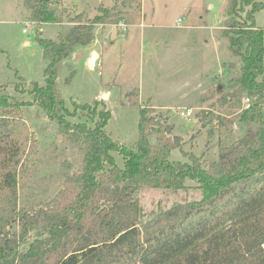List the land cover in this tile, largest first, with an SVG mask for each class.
<instances>
[{
    "label": "trees",
    "instance_id": "16d2710c",
    "mask_svg": "<svg viewBox=\"0 0 264 264\" xmlns=\"http://www.w3.org/2000/svg\"><path fill=\"white\" fill-rule=\"evenodd\" d=\"M23 1L35 23L61 22L59 1ZM263 8L264 1L227 0L222 32L241 67L225 98L246 96L251 103L239 117L245 134L221 144L217 160L207 166L194 154L190 161L171 160L180 138L167 135L160 123L156 127L147 106L140 109L139 139L125 146L106 130L112 113L104 99L74 102L71 111L58 95L60 63L94 40L96 27L113 18L112 8L101 6L89 20L78 14L57 40L39 36L48 61L45 84L33 82L30 93L60 130L80 143V168L65 176L54 207L33 215L14 203L0 214V264H264V27L255 19ZM134 92V105H140L139 90ZM26 104L0 96V197L15 200L28 169V137L19 129ZM78 108L88 112L79 115ZM78 115L87 120L70 119ZM188 181L197 183L200 199L143 218L136 197L143 185L184 190Z\"/></svg>",
    "mask_w": 264,
    "mask_h": 264
},
{
    "label": "rangeland",
    "instance_id": "374dc122",
    "mask_svg": "<svg viewBox=\"0 0 264 264\" xmlns=\"http://www.w3.org/2000/svg\"><path fill=\"white\" fill-rule=\"evenodd\" d=\"M54 1H59L61 22L40 25L23 0H0V96H14L27 103L20 108L25 124L19 129L28 137L27 175L18 184L16 200L0 197V214L14 203L18 211L28 209L33 215L38 209L54 207L65 188V176L80 168V143L62 132L58 120L49 117L30 93L33 82L45 84L48 63L37 38L57 40L73 25L78 8L85 11L83 20L100 13L101 6L115 12L104 25H109L106 32L97 31L101 25L96 27L95 37L107 35L112 41L103 50L97 47L100 55L95 66L88 63V45L79 46L60 63L56 88L71 111L74 102L92 104L109 92L105 102L112 117L106 130L115 140L132 146L139 139L140 109L147 106L156 127L161 124L167 135L180 138L181 146L172 150L170 159L190 161L194 154L204 166L217 160L221 144L236 142L245 134L246 126L239 117L251 101L246 96L225 98L233 90L229 80L241 67L222 32L227 0ZM255 19L257 26L264 27V8L257 11ZM137 89L140 105L133 102L132 93ZM188 109L191 114L186 113ZM77 111L79 115L88 112ZM79 115L70 119L87 120ZM149 139L155 142L156 135L151 133ZM116 157L123 164L122 155L116 153ZM188 184L190 188L184 190L143 185L136 194L143 218L147 220L176 202L200 199L197 183ZM7 228H11L9 224Z\"/></svg>",
    "mask_w": 264,
    "mask_h": 264
},
{
    "label": "crops",
    "instance_id": "0c3cea01",
    "mask_svg": "<svg viewBox=\"0 0 264 264\" xmlns=\"http://www.w3.org/2000/svg\"><path fill=\"white\" fill-rule=\"evenodd\" d=\"M101 2L100 3H102V0H100ZM61 2H63L62 0H61ZM66 2H68V1H66ZM78 10H79V13L78 14H81V13H83V12H85L84 10H80L79 8H78ZM144 14V12L142 13V15ZM145 15V14H144ZM140 24V23H139ZM41 25V24H40ZM119 25V24H118ZM130 25H134V26H136L137 24H130ZM143 25H145V23H142V25L140 24V26H143ZM110 26H112L113 28H115V26L116 25H110ZM106 27H109V25L108 26H104V25H101V26H99L98 27V32L100 31V29H102V31L103 32H106V31H104V29L106 28ZM106 30H108V29H106ZM113 31V29H111V31L110 32H112ZM103 32H101V33H103ZM107 35H105V36H103L102 34H101V36L100 37H98V36H96L95 38H94V40L90 43V44H88V46H91V51H90V53H89V55H88V57H87V60H88V63H89V65H90V59H91V57H92V55L93 54H95V64H94V66L97 64V62H98V58H99V55H100V51H99V49L97 48V47H100L101 48V50H103L102 48L104 47V46H106L110 41H112V39L111 38H109V37H106ZM28 43V42H27ZM91 66V65H90ZM91 67H93V66H91ZM100 68H101V64H100V66H99ZM110 79H112V77L110 76L109 77ZM107 93H109V92H103V96H105V101L106 102H108L109 100L107 99V97H106V94ZM110 94V93H109Z\"/></svg>",
    "mask_w": 264,
    "mask_h": 264
},
{
    "label": "built area",
    "instance_id": "2783aa9c",
    "mask_svg": "<svg viewBox=\"0 0 264 264\" xmlns=\"http://www.w3.org/2000/svg\"><path fill=\"white\" fill-rule=\"evenodd\" d=\"M179 20H180V19H179ZM121 24L123 25V27H126V25H127L126 23H121ZM25 30H26V29H25ZM100 73H102V71H100ZM246 100H247L248 102L250 101L249 98H247ZM191 112H192V110H191V109H188L186 113H187V114H191ZM182 114L184 115L185 112L183 111Z\"/></svg>",
    "mask_w": 264,
    "mask_h": 264
},
{
    "label": "water",
    "instance_id": "95a60500",
    "mask_svg": "<svg viewBox=\"0 0 264 264\" xmlns=\"http://www.w3.org/2000/svg\"><path fill=\"white\" fill-rule=\"evenodd\" d=\"M90 63L95 64V54L92 55L91 59H90Z\"/></svg>",
    "mask_w": 264,
    "mask_h": 264
}]
</instances>
